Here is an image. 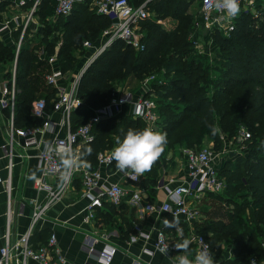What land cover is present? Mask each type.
<instances>
[{
    "label": "trees",
    "instance_id": "obj_1",
    "mask_svg": "<svg viewBox=\"0 0 264 264\" xmlns=\"http://www.w3.org/2000/svg\"><path fill=\"white\" fill-rule=\"evenodd\" d=\"M129 1L139 5L146 0ZM147 1L150 16L140 23L146 31L143 38L145 48L136 50L123 39H117L92 62L79 83L84 106L72 114L73 127L89 119L91 108L106 104L115 85L128 78L140 80L161 69L168 75L174 72L175 77L164 84L153 82L159 111L162 100L175 99L183 103L171 108V117L164 116V121L160 120L161 131L167 133V140L180 128L187 127V136L182 141L192 145L204 134H212L215 149L221 150L224 142L217 131L216 116L229 135H237L235 143H238L242 128L251 134L244 143H238L242 147L241 154L226 160L220 168V174L226 180L225 190L218 194L209 193L225 204L226 210L220 216L195 222V232L207 238L215 254L221 253L224 242L234 245L233 258L225 259L221 264H250L251 256L264 260V2L257 6V10H243L228 35L218 28L210 31V38L215 41L214 49L217 47L218 58L225 70L212 80L214 86L213 90H208L211 92L209 96L204 95L197 85L202 78L194 71L196 57H188V53L195 49L192 37L196 16L191 7L196 0ZM92 2L76 1L68 15L56 13L57 0H41L36 7L34 13L39 15L42 34L36 50L42 45L48 56L57 52L56 66L64 72L75 68V61L78 62L76 50L80 49L82 54L88 52L84 42L98 41L103 29L111 23L109 16L98 13L94 6L91 9ZM55 13L57 16L52 19ZM166 18L176 20L174 28H167L159 22ZM52 34L54 39H50ZM26 39L24 37L19 49L16 67L14 120L19 127L40 125L42 118L31 111L33 101L40 98L37 95H43L47 99V108L51 109L52 98L57 93L56 87L45 83L50 64L24 43ZM55 40H60V45L56 46ZM208 50L211 48L207 46L205 51ZM15 56L16 49L0 41V63L12 62ZM37 68L38 72L35 71ZM147 126L144 120L128 112L101 119L93 128L94 139L81 149L82 159L96 167L100 151L115 147L117 139L122 140L128 129L142 130ZM88 148L92 149L91 155H87ZM112 165L116 167V162ZM159 165L160 158L151 171L141 175L138 183L140 187L148 188L151 196L157 190ZM38 238L42 240L39 243H44L48 234L40 233L36 240Z\"/></svg>",
    "mask_w": 264,
    "mask_h": 264
},
{
    "label": "built area",
    "instance_id": "obj_2",
    "mask_svg": "<svg viewBox=\"0 0 264 264\" xmlns=\"http://www.w3.org/2000/svg\"><path fill=\"white\" fill-rule=\"evenodd\" d=\"M76 1L78 0H58L56 13L62 15L70 14ZM40 2L41 0L34 1L28 20ZM23 3L24 1H21V4ZM147 3L148 1H144L139 5H134L129 0H94L97 12L109 16L111 23L103 29L99 44L95 45L90 40L84 42V46L87 47L88 51L90 49L92 51L86 56L80 72L74 74V78L72 77L73 79H70V81H64L68 74L55 65L58 59L57 53L50 55L49 62L53 63V66L45 77L47 83L57 89L56 95L52 98V108L48 109L47 99L40 97L33 101L31 110L33 115L42 118L43 121L40 125L19 127L15 124L14 118L10 120L7 143L3 145L7 155L10 157L9 168L11 169L13 165V147L16 143H20L19 139H23V143H20L23 148H36V155L39 159L42 173L35 178L34 187L38 190H45L47 199L43 204H37L34 200L31 201L33 208L31 226L27 231L21 233L17 239H11L9 227L7 228L4 234V244L0 246V264H30L32 260L38 264H76L70 262L63 255L54 231L50 233L47 241L38 243L37 246L34 245L31 237L35 224L43 217L45 210L50 204L61 200L65 196L68 188L77 177H80L83 181L84 193L90 198L85 206L84 220L86 222H92L96 218L97 209L103 206L105 200L111 203H119L128 194L129 191L124 188L120 181L111 182L108 185L104 184L101 181L103 174L99 167L93 168L90 166L88 168L73 169L68 179H61L64 170L61 166L59 150L66 149L68 152L82 157L81 149L83 145L94 139L93 128L96 123L103 118L115 117L123 112H128L135 118H141L154 130L160 124L161 118L157 95L153 86V82L158 83L159 79L155 75H150L142 80L138 93L130 89L121 90L122 87L114 88L113 94L106 104L99 108H91V115L86 122L76 128L72 124V114L84 106L83 98L78 90L79 83L82 75L92 62L117 39H123L136 50L145 48L143 40L145 34L141 29L140 23L150 16ZM249 4L253 5L254 0H240L241 12L248 10ZM199 15L207 27L211 29L218 28L219 30L224 29L227 33L234 29L237 18L219 19L223 13L215 8V0H202ZM27 26L28 21L24 24V30ZM5 27L6 25L2 26V29ZM193 40L197 41L195 38ZM196 43L198 44V42ZM16 67L17 63L13 67L12 83L2 87V95L0 97V104L10 107L12 112L16 107ZM159 82L161 83L162 81L160 80ZM137 109H139V113ZM54 113H60L59 119H53ZM49 129L54 131V135L52 138L45 140L43 134ZM250 136V132L246 128H242L237 137V142L244 143ZM226 150V147L221 150L206 146L187 147L185 149V157L188 177L182 182L165 185L167 198L164 201L160 203L151 201L145 205L138 204L141 211L169 213L174 220L178 221L196 219L198 211L193 206L195 202L207 193L222 192L227 186L225 178L220 174L221 155L225 154ZM20 155H25V153ZM97 162L99 166H111L114 162L111 158V150L100 151ZM121 172L126 180L138 183L141 179V175H136L131 170ZM9 178L6 179V187L10 193ZM46 178L59 179V182L55 184ZM24 206L25 203H22L20 213H22ZM12 212L9 209V218H12ZM136 229L142 230L139 226H136ZM195 238L198 244L197 252L201 250L203 242L212 251L214 257V252L207 238L202 234L196 235ZM177 244L169 238L164 229L159 228L156 231L154 249H146V251L148 250L149 253H153L154 250L161 251L171 257L173 256V264H176L175 254L178 251L175 246ZM91 251L94 252L93 247ZM117 251V247L109 245L96 252L104 264H111ZM253 260L255 264H264V260H260L257 256H251L249 262ZM137 264L148 263L138 261Z\"/></svg>",
    "mask_w": 264,
    "mask_h": 264
},
{
    "label": "crops",
    "instance_id": "obj_3",
    "mask_svg": "<svg viewBox=\"0 0 264 264\" xmlns=\"http://www.w3.org/2000/svg\"><path fill=\"white\" fill-rule=\"evenodd\" d=\"M21 1H24V3L21 4ZM34 1L0 0V41L4 45L16 49V56L10 63L12 65L10 69L5 66L4 62L0 63V97L2 95V87L12 83L14 75L13 67L17 63L18 49L21 48L24 37L25 39L27 38L24 42L26 45L37 52L39 57L47 59L50 64V70L47 73L52 70L53 63L49 62L50 55H47L44 46L40 45V49L36 50L42 38V34L39 31V15L33 13L28 20V15L30 14ZM262 2L264 0H254V4H249L247 8L257 10V6ZM192 6L191 8L193 11L195 10L194 14L196 16V28L192 38L197 39L196 35L202 38L204 36L209 38L212 29L207 27L200 18L201 2L198 6L196 3ZM56 16L57 14L55 13L52 19ZM170 19H160L159 22L167 28H172L171 26L175 25V22L169 21ZM27 21L28 28L24 30V24ZM167 21L170 22L171 26L167 24ZM4 25L6 27L2 29ZM19 28H21L20 32L18 31ZM27 29L29 30L27 31ZM141 29L146 34V31L142 27ZM26 31L27 34H25ZM50 39H54V36L51 35ZM55 41L57 43L56 46L60 45V40ZM100 41L101 37L94 44H99ZM193 43L201 46V42L197 44L193 41ZM91 51L92 49L86 53V56ZM9 62L7 63L9 64ZM69 75L66 76L64 81H70L72 76ZM134 80L138 79L134 78ZM139 82L141 85L142 80H139ZM45 83L51 86L46 82V78ZM140 88L134 92L138 93ZM15 110L12 112L10 107L0 104V246L4 244V234L8 227L12 240L17 239L21 233L30 228L33 210L31 201L34 200L37 204H43L47 199V192L45 190H38L34 187L35 178L42 173L39 159L36 155V148H23L20 145V143H23V139H19L20 143H16L13 147V165L11 169L9 168L10 157L7 155L3 145L7 143L9 123L14 118ZM59 117L60 113H54L53 119H59ZM53 135L54 131L49 129L43 134V138L47 140L52 138ZM21 153H25V155H20ZM233 153L235 155L241 154L238 153V150H235ZM235 155H229L228 158H234ZM221 156L220 164L222 166L225 162V156ZM180 164L179 161L178 164L173 162L170 167H166V170L164 168L160 169L157 177V190L153 196L150 195L148 188L140 187L138 185L139 182L136 183L126 180L117 167H113V165L99 166L97 164L96 167H99L103 174L101 181L104 184L108 185L111 182L120 181L124 188L129 191L128 194L119 203H111L105 200L106 202L104 201L103 206L97 209L96 218L92 222H86L84 220L85 206L90 198L84 193L83 181L80 177H77L68 188L65 196L61 200L50 204L45 210L43 217L35 224L31 237L32 242L36 244L42 241L39 238L36 240L37 235L39 236L40 233H46L49 237L50 233L54 231L57 235L58 246L61 252L70 262L76 264H104L97 252L109 245L118 248L111 264H137L138 261L148 264H173V256L171 257L161 251L154 250L153 253H149L148 250L146 251V249H154L156 231L161 228L166 231L171 240L182 242L185 238L190 239L192 244L188 254L192 258L197 253L198 247L195 241V236L198 233L195 232L194 223L204 222L208 218H211V216H220L221 212L226 210L227 206L225 204L217 210L212 209L208 205L197 209L194 205L199 201L203 199H215L207 193L193 205L198 213L196 219L192 221L186 219L174 220L169 213L144 212L138 206V204L145 205L151 201L157 203L164 201L167 198L165 185L182 182L188 177L186 157H184L182 165ZM8 178L10 179V193L6 187V179ZM46 179L55 184L59 182V179ZM22 203H25V206L22 213H20ZM9 209L13 211L12 218L8 216ZM183 221H186L188 224H183ZM136 226H139L142 230L139 231L136 229ZM184 231H187V233ZM92 247L94 248V252L91 251ZM222 247L223 249L220 254L214 253L216 264H221L225 259L233 258L234 245L229 242H224ZM183 254L185 253L177 252L175 257ZM30 264L38 263L32 260Z\"/></svg>",
    "mask_w": 264,
    "mask_h": 264
},
{
    "label": "rangeland",
    "instance_id": "obj_4",
    "mask_svg": "<svg viewBox=\"0 0 264 264\" xmlns=\"http://www.w3.org/2000/svg\"><path fill=\"white\" fill-rule=\"evenodd\" d=\"M92 1L93 2L91 3V7H92L91 9H93V5H94V0H92ZM199 1L202 2V0H196V2H195L197 6L200 3ZM94 7H95V5H94ZM169 21L176 22L175 19H170ZM169 21H167V24L170 25ZM194 23H196V18H195ZM171 27L174 28L175 25H172ZM221 32H223L225 35L229 34L224 29H222ZM52 35L54 36V34H52ZM196 38H197L196 42H201V46H197L196 44H193L195 49L191 50V52L188 53V57H196V59H195L196 62L194 65V67H195L194 71H195V74H197V75L199 73L200 77L202 78V81H200L197 84L198 87H201L200 91L202 93H204V95L206 94V95L211 96V92H209L208 90H210V91L213 90L212 88L214 86V83H212V80L216 79L217 77H220L222 75V71L225 70L224 69L225 67L222 64L220 57L218 58L219 54L216 52L217 47H215V49H214V44H215L214 39L210 38V36H209V38H207L205 36H204V38H202V37H198L197 35H196ZM207 46L210 47L211 50L205 51ZM86 53H87V51L84 54H82L80 49L76 50L75 55H76V57H78V60H77L78 62L75 61V65H76L75 68L71 71H68L67 74H70L73 77L74 74H77L78 72H80V70L83 66V63L86 59ZM10 62H9V64L7 62H4L5 66L8 68L9 67L11 68L12 65L10 64ZM35 71L38 72L39 69L37 68ZM46 73H45V75H46ZM150 75H155L156 78L159 79V81L160 80L162 81L161 83L158 81V84H164L167 82V80H170L172 76L175 77L174 72L171 73V75H168V74H165L163 69L158 70V71H153L152 73L150 72L145 77H148ZM145 77H143L140 80H143ZM200 77H198V78L200 79ZM73 78H71V79H73ZM198 78H196V81ZM139 83H140L139 80H134V78L133 79L128 78L126 81L122 82L121 84L119 83V84L115 85L114 88L122 87L121 90L122 89H130L132 91H135L136 89L141 87L142 83H141V85ZM183 86H184V84L182 85V87ZM37 97H43V95H37ZM88 102H91V100H89ZM178 104H180V103L178 102V100H175V99H170V100L166 99V100L160 101V105H161V109L159 111V113L161 112L160 118L164 121V116L167 118L171 117V115H172V113L170 112L171 108H175V106H177ZM158 105H159V103H158ZM180 105H183V103ZM162 113H163V115H162ZM214 115H217V114H214ZM215 119H216L215 124L218 127L217 128L218 134L220 136V139L223 140V142H224L223 146L226 147V149H227L226 153L223 154L225 156L224 159L226 161V160L232 158V157L228 158V156L230 155L231 152H235V150L236 151L238 150V153H241V146L238 145L237 143H235V139H236L235 137L237 135L236 136L235 135L234 136L229 135L227 130H225L222 127V125L220 123L219 116H216ZM228 122H229V120H228ZM161 129H162V126L160 123L155 130L163 133V131H161ZM187 131H188L187 127H185L183 130H182V128H180L179 130H177L175 132L173 137H169V139L167 140L168 143L165 147V151L160 157V165L158 168V174H159L160 169L164 168V170H166V167H170L173 164V162L178 164V161H179L181 163L180 165H182V162H183L184 157H185V149L187 147H203V146H206V147H214V149H215V142L212 139V134H204L202 136V138L200 139V141H198L192 145L182 141V138L187 136L185 134V132H187ZM114 142H115V140H114ZM113 148L111 149V151L113 150ZM201 201H199L198 203H196L194 205L197 209L201 208V207L203 208L204 205H208L214 210H217L218 208L223 207V203H221V201H219V199L218 200L203 199ZM183 224H188V223L186 221H183Z\"/></svg>",
    "mask_w": 264,
    "mask_h": 264
},
{
    "label": "clouds",
    "instance_id": "obj_5",
    "mask_svg": "<svg viewBox=\"0 0 264 264\" xmlns=\"http://www.w3.org/2000/svg\"><path fill=\"white\" fill-rule=\"evenodd\" d=\"M215 8L223 13L219 19H235L241 12L240 0H215ZM139 113V109H137ZM167 133L156 131L151 127L142 130L128 129L123 139H117L116 146L111 151V158L116 162V167L121 171L131 170L136 175H143L151 171L154 164L159 160L167 145ZM92 149H87V155H91ZM61 166L64 170L61 179L69 178L73 169L88 168L90 163L82 157L60 149ZM190 239H183L177 244L176 250L185 254L176 257V264H216L212 251L202 242L201 250L189 256ZM250 264H255L251 261Z\"/></svg>",
    "mask_w": 264,
    "mask_h": 264
},
{
    "label": "water",
    "instance_id": "obj_6",
    "mask_svg": "<svg viewBox=\"0 0 264 264\" xmlns=\"http://www.w3.org/2000/svg\"><path fill=\"white\" fill-rule=\"evenodd\" d=\"M230 155L233 156V155H235V153L231 152Z\"/></svg>",
    "mask_w": 264,
    "mask_h": 264
}]
</instances>
